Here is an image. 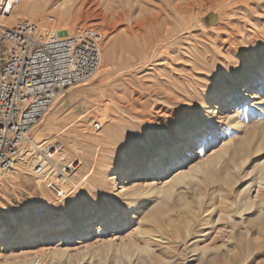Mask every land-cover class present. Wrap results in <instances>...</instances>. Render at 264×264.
<instances>
[{
    "label": "rangeland",
    "instance_id": "1",
    "mask_svg": "<svg viewBox=\"0 0 264 264\" xmlns=\"http://www.w3.org/2000/svg\"><path fill=\"white\" fill-rule=\"evenodd\" d=\"M135 1L119 17L125 8L112 0H37L29 20L74 33L100 30L102 64L58 96L31 130L36 145L46 141L42 147L54 146L65 159L44 157L54 171L38 184L34 173L14 168L0 179V264H264V0ZM188 1L193 7L181 13ZM62 3L69 12L57 22ZM209 14L214 20L206 23ZM16 17L24 15L8 22ZM134 23L141 25L137 40L157 46L132 62ZM29 150L33 168L40 152L27 143L23 156ZM73 161L74 187L58 181ZM116 168L121 172L111 175ZM196 168L168 198L157 192ZM223 200L232 211L245 201L251 207L232 218ZM41 208L50 226L37 231ZM24 209L35 236H20ZM151 214L156 220L146 222ZM148 224L146 236L140 229ZM146 244L150 254L137 250Z\"/></svg>",
    "mask_w": 264,
    "mask_h": 264
},
{
    "label": "built area",
    "instance_id": "2",
    "mask_svg": "<svg viewBox=\"0 0 264 264\" xmlns=\"http://www.w3.org/2000/svg\"><path fill=\"white\" fill-rule=\"evenodd\" d=\"M10 6V0H0V17H8ZM102 42L103 33L95 28L62 34L24 17L10 26L0 23V179L13 169L32 128L55 99L95 74ZM99 127L94 122L93 128ZM38 150L33 170L44 174V157L50 158L56 148ZM50 171L54 168L45 173ZM49 186L64 196L52 182Z\"/></svg>",
    "mask_w": 264,
    "mask_h": 264
},
{
    "label": "bare ground",
    "instance_id": "3",
    "mask_svg": "<svg viewBox=\"0 0 264 264\" xmlns=\"http://www.w3.org/2000/svg\"><path fill=\"white\" fill-rule=\"evenodd\" d=\"M11 1V6H10V9L8 11V17L6 18H2L0 17V23H4V24H7L8 26L12 25L13 22H8L10 18H13L15 16H19L20 14H23L25 18H32L34 16V8H35V4L37 5L38 3L37 0H25V1H21L20 0H10ZM67 1V0H66ZM69 1V0H68ZM110 1V0H109ZM137 1V0H136ZM135 1V2H136ZM206 1V0H205ZM208 1V0H207ZM222 1V0H221ZM99 2V1H98ZM117 3L118 6H124L125 9H119L117 11V15L119 17H121L122 15H129L130 11L128 8H126V6L129 4L128 3V0H115L113 1L112 0V3ZM131 2V1H130ZM67 3V2H66ZM71 3V2H70ZM82 3V2H81ZM132 3V2H131ZM68 4V3H67ZM85 4V3H84ZM64 4L62 3L61 5H59V9H58V13H57V22H60L62 20V18L68 14L69 12V8L70 7H63ZM133 5H134V1H133ZM194 5V1H188L187 5L184 6V8L180 11L181 13L185 12V11H188L189 9H191ZM38 6V5H37ZM65 6V5H64ZM71 6V5H70ZM97 8V7H96ZM21 9V11H20ZM90 9V8H89ZM181 9V8H180ZM12 10V11H11ZM37 10V9H36ZM178 10V9H177ZM194 10V9H193ZM95 10H93L94 12ZM99 11V10H98ZM22 12V13H20ZM67 13V14H66ZM92 13V12H91ZM88 14V13H87ZM101 14V13H100ZM103 14V13H102ZM101 14V15H102ZM92 15V14H91ZM100 16V15H97V17ZM18 17H16L13 21H15ZM103 18V17H102ZM99 19V18H98ZM64 24V22H63ZM56 26H61V24H57ZM129 26V36L132 37V38H136V43H139L138 45H135L134 48H128V55H129V60L133 62V60L135 61L137 58H139L140 56L141 57H144L146 56L150 51H154L155 47L157 46L156 43H152V42H146L145 38H142V41L140 40H137V37L139 38V36L141 35L140 33V27L141 25L140 24H136L134 23L133 25H131V28H130V25L128 24ZM61 31H67L69 34H72L74 32H72L68 27H61L59 28ZM58 29V30H59ZM127 29V28H126ZM127 33V32H126ZM173 35V34H172ZM128 36V37H129ZM165 36V35H164ZM140 39V38H139ZM161 44V43H160ZM163 44V43H162ZM149 51V52H148ZM148 52V53H147ZM101 64H102V57L100 59V64H99V67L98 69L101 67ZM97 69V71H98ZM96 71V72H97ZM95 72V74H96ZM94 74V75H95ZM57 98L55 99V102H56ZM171 117V116H170ZM169 118V117H168ZM237 118V117H236ZM235 118V119H236ZM238 120V119H237ZM51 122L52 120H49L48 122L45 123V126L47 128V131L51 130ZM145 122V121H144ZM142 122V123H144ZM103 123V122H102ZM149 123V122H148ZM147 123V125H148ZM234 123V121L232 122V124ZM141 125V124H140ZM150 125V124H149ZM148 125V126H149ZM155 125V124H154ZM236 125L235 128H237V124H234ZM100 126V125H99ZM114 126V125H113ZM165 126V125H164ZM230 126V125H229ZM241 126V125H240ZM163 128V126H160ZM245 127V126H244ZM243 127V128H244ZM239 128V127H238ZM237 128V129H238ZM160 130V128H159ZM232 130V129H231ZM63 131V130H62ZM61 131V132H62ZM230 130L228 129H223L222 130V133H223V136L224 138L228 139V142H232L231 138H230V134L231 132H229ZM235 131V130H233ZM237 131V130H236ZM36 132V131H35ZM46 133V132H45ZM147 133V132H146ZM153 133V132H152ZM243 133V132H242ZM43 133L40 132L38 134V137H41ZM149 134V133H148ZM234 134V133H233ZM231 134V136L233 135ZM59 135V134H58ZM147 135V134H146ZM95 136V135H94ZM150 136V134H149ZM96 138V137H95ZM131 139V138H130ZM100 140V139H99ZM131 141V140H130ZM149 141V140H148ZM46 142V141H45ZM45 142L41 143V144H37L36 145V141H34V139L32 137H30L28 143H30L32 145V147L34 146L36 149L39 148V147H42L43 144H45ZM79 142V141H78ZM86 142V141H85ZM143 142V141H142ZM139 143V142H138ZM149 143V142H148ZM92 144V143H91ZM96 145V144H95ZM245 147L248 145V141L245 142ZM250 146V145H249ZM76 149V148H75ZM96 150V149H95ZM26 153V152H25ZM227 153V149L224 148V151L220 154H217L215 155L214 157H211L209 159V161H207L206 163L208 164V166L210 165H213L215 163H217L218 161H220L224 156L225 154ZM158 154L159 156H162L163 155V152H162V149H159L158 150ZM32 153H30V150L23 156V154L21 153V156H19L16 160V163L14 165V169H16L17 171L21 172V173H24L25 171H28V172H32L34 173V170L33 168L30 166V161H32L31 159H29L30 157L28 156H31ZM38 157V155H36ZM35 156V157H36ZM49 156L53 157V159L57 160V161H61L63 159H65V156L64 154L62 153L61 150H55V152L53 154H50ZM230 156V155H229ZM139 157V156H138ZM137 158V157H136ZM52 160V159H51ZM132 160V159H131ZM143 160V159H142ZM135 161V160H134ZM95 162V161H94ZM55 164V163H54ZM76 164V161H73L71 164H69L68 166L66 165V169H69V172H66L65 176L61 179H58V181H67V183H71L72 184V181L69 179V176L72 175V173H74V171L76 170L77 166H75ZM159 164V161H156L154 162L151 167L149 169H152L154 168L155 166L157 167V165ZM45 168H44V174H35L36 177H38V180H37V184L39 183V178H41L42 176L46 175V174H51V172H46V170H49L51 166L48 165V162H46L44 164ZM54 166V165H53ZM262 166V165H261ZM111 168V167H110ZM198 170H200V168H196L194 172H191V173H179L177 175H175V177L173 178V180L171 181L170 185L166 188H163V189H159L157 190V192L162 195H164L165 197H169L170 195H172L173 193V189L184 183L186 180H190L193 178L194 176V173L195 172H198ZM121 172V169L120 168H116L115 172H113L111 175H114V176H118V174ZM205 172V171H204ZM260 172V171H259ZM25 174V173H24ZM108 174V173H107ZM64 175V174H63ZM110 175V176H111ZM106 176V175H105ZM108 176L104 177L106 178L107 180L110 179V178H107ZM66 178V179H64ZM112 178V177H111ZM36 182V181H35ZM256 182V181H255ZM261 184L264 185V164H263V167L261 168V177H260V181H259V185ZM73 187L75 186V184L73 183L72 184ZM71 187V186H70ZM123 188H124V185H123ZM260 188V187H259ZM179 189V188H178ZM264 190V189H263ZM151 191V190H150ZM178 191V190H177ZM135 192V191H134ZM149 192V190L147 191ZM156 192V191H154ZM138 192H136V196L138 197ZM143 193V192H142ZM151 194H153V189H152V192H149ZM134 194V193H133ZM145 194V193H144ZM148 194V193H146ZM155 194V193H154ZM143 195V194H142ZM141 194L139 196H142ZM226 195V194H225ZM135 196H133L134 198ZM139 199V198H138ZM241 199V198H240ZM186 200V199H185ZM206 204V203H205ZM222 209L221 210H225L230 217H232L234 214H239V216L241 215V213L245 210H248L250 209L251 205L245 201L243 203H239L238 206H235L236 207V210L235 211H232L231 209V206L227 204V202L225 200L222 201ZM253 204V203H252ZM234 206V204L232 205ZM229 207V209H228ZM200 208V207H199ZM135 209V208H134ZM210 209V208H209ZM39 211H42V213H44L42 215V217H39V216H35V220L37 226H36V230L38 231L39 229H47L49 226H50V220H47V217H48V214L45 212V210L43 208H41V210ZM44 211V212H43ZM132 211V210H131ZM38 212V211H37ZM103 212V211H102ZM246 212V211H245ZM22 215H23V223H22V231L20 233V236L23 238L25 237H30V236H35V232H31L30 229L28 228V224H27V221H28V216L30 215V211L27 210V209H24L22 212ZM39 213V212H38ZM15 218V217H14ZM157 218V215L155 214H151L149 215L148 217L145 218V221L146 222H154ZM214 218V217H213ZM233 218V217H232ZM19 219V218H18ZM42 220V222H41ZM101 220V217L97 218V222H99ZM49 221V223H48ZM197 221V220H196ZM214 222V221H213ZM165 223V222H164ZM262 223V222H261ZM137 224V223H136ZM34 225V224H33ZM144 225V224H143ZM20 226V225H19ZM142 226V225H141ZM155 227V225H152ZM156 228V227H155ZM154 228V229H155ZM152 227L151 225H147L145 227H141V233H143L144 235L146 236H149L150 235V232H152ZM155 231V230H154ZM155 235V234H154ZM4 236H7V234H4ZM156 236V235H155ZM2 237V232H0V238ZM143 238H145V236H142ZM148 238V237H147ZM151 239V238H149ZM138 240V239H137ZM138 243V242H137ZM186 243V242H185ZM140 246V245H139ZM133 247V246H132ZM116 249V248H115ZM137 250H141V252H144L146 254H150V245L149 244H146L143 248H138ZM132 251V250H131ZM136 251V250H135ZM61 252V251H60ZM140 252V251H139ZM117 253V252H116ZM126 253V252H125ZM143 253V254H144ZM62 254H64L63 250H62ZM123 254V253H121ZM128 254V251L127 253ZM135 254V252L133 253ZM142 254V253H141ZM142 254V255H143ZM58 255V254H57ZM137 256V254H135ZM134 255V256H135ZM62 256V255H61ZM127 256V255H126ZM145 256V255H144ZM60 257V256H59ZM64 257V256H63ZM130 257V253H129V256ZM67 258V257H66ZM126 258V257H125ZM124 259V257H123ZM131 259V258H130ZM130 262V261H129ZM31 264V263H30ZM114 264V263H113ZM131 264V263H130ZM143 264H148V263H143ZM153 264V263H152ZM154 264H168V263H154ZM185 264V263H184ZM223 264H238V263H223Z\"/></svg>",
    "mask_w": 264,
    "mask_h": 264
},
{
    "label": "water",
    "instance_id": "4",
    "mask_svg": "<svg viewBox=\"0 0 264 264\" xmlns=\"http://www.w3.org/2000/svg\"><path fill=\"white\" fill-rule=\"evenodd\" d=\"M214 20V16H213V14H209V15H207L205 18H204V21L206 22V23H209V22H211V21H213Z\"/></svg>",
    "mask_w": 264,
    "mask_h": 264
}]
</instances>
